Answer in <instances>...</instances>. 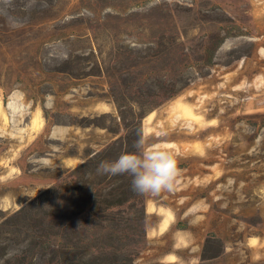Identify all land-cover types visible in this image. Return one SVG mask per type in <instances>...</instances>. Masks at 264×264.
Segmentation results:
<instances>
[{
    "label": "rangeland",
    "instance_id": "1",
    "mask_svg": "<svg viewBox=\"0 0 264 264\" xmlns=\"http://www.w3.org/2000/svg\"><path fill=\"white\" fill-rule=\"evenodd\" d=\"M213 28L228 38L194 73L185 53ZM140 123L199 161L194 189L146 195L135 264H264V0H0V264L36 236L48 258L58 224L79 242L95 155Z\"/></svg>",
    "mask_w": 264,
    "mask_h": 264
},
{
    "label": "trees",
    "instance_id": "2",
    "mask_svg": "<svg viewBox=\"0 0 264 264\" xmlns=\"http://www.w3.org/2000/svg\"><path fill=\"white\" fill-rule=\"evenodd\" d=\"M247 2V0H246ZM189 11V10H188ZM249 2L244 12L249 13ZM253 21L250 15V24ZM234 27L240 24L234 23ZM251 30L253 24L250 25ZM168 37V36H167ZM228 36L223 35L213 28L208 35L194 38L191 52H186L188 60L192 64L194 73H206L216 64V56ZM179 35H169L168 40L176 44ZM168 48L167 44H164ZM189 84V83H188ZM188 84L184 85L185 88ZM170 86V85H169ZM163 95L158 92L150 93L151 97H158L154 101L149 113H144L140 120L173 98L178 92L174 85L169 87ZM181 90V89H180ZM136 126L134 132L127 133L125 137H118L104 146L95 156L102 161L115 160L121 153L133 150L134 142L142 134L141 123ZM143 135V134H142ZM99 162V163H100ZM99 163L96 164L98 167ZM88 163L82 164L77 170L88 167ZM131 177L127 174L110 176L102 174L97 182V189H92L89 194L90 204L82 210L83 226L78 243L68 244L62 235L60 224L53 227L55 231L54 242L49 249L50 256L42 258L39 264H135L140 255L147 249L146 234V195H141L132 190ZM34 204H29L20 209L15 215H21ZM60 212V209L58 210ZM157 214L163 216L165 212L157 209ZM163 224L169 222L168 216ZM162 226V225H161ZM162 229V227H161ZM91 231V233H90ZM41 239V240H40ZM210 239L206 240L209 243ZM46 243L42 236L35 237L34 242L19 249L13 256L15 264H35L33 250H42Z\"/></svg>",
    "mask_w": 264,
    "mask_h": 264
},
{
    "label": "clouds",
    "instance_id": "3",
    "mask_svg": "<svg viewBox=\"0 0 264 264\" xmlns=\"http://www.w3.org/2000/svg\"><path fill=\"white\" fill-rule=\"evenodd\" d=\"M97 172L110 176L129 175L132 190L141 195H157L172 189L179 174L176 155L167 148L150 144L141 134L133 150L121 153L115 160L102 161Z\"/></svg>",
    "mask_w": 264,
    "mask_h": 264
},
{
    "label": "crops",
    "instance_id": "4",
    "mask_svg": "<svg viewBox=\"0 0 264 264\" xmlns=\"http://www.w3.org/2000/svg\"><path fill=\"white\" fill-rule=\"evenodd\" d=\"M146 141L148 142L149 136L143 134ZM149 143V142H148ZM161 147L167 148L169 151L173 152L178 160L179 174L175 179L172 191L183 189L184 183H188L191 189H194V179H195V161H199V158H195V151L193 149V142L190 138L186 136H169L167 140L154 143ZM210 176V175H209ZM168 193L169 195L171 194ZM167 192V191H163Z\"/></svg>",
    "mask_w": 264,
    "mask_h": 264
}]
</instances>
